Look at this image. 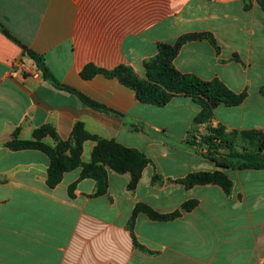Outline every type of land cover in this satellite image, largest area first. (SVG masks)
<instances>
[{
	"label": "crops",
	"instance_id": "crops-1",
	"mask_svg": "<svg viewBox=\"0 0 264 264\" xmlns=\"http://www.w3.org/2000/svg\"><path fill=\"white\" fill-rule=\"evenodd\" d=\"M193 33L210 34L214 43L183 44L175 67L245 93L239 105L215 107L209 125L264 133V12L257 0H0V264H264V169H223L204 158L189 143L206 128L194 126L201 107L191 98L143 104L116 78L80 75L87 65H124L144 78L143 64L159 44ZM14 39L42 55L58 82L110 112L44 80ZM79 128L145 155L134 189L128 172L109 168L101 195H94V180L79 178L80 169L49 188L44 153L7 147L41 130H52L40 140L56 146ZM95 146L82 143V162ZM217 170L231 180L230 194L216 184L178 182ZM190 201L193 208L183 210ZM138 204L180 215L157 220L138 212L130 230Z\"/></svg>",
	"mask_w": 264,
	"mask_h": 264
},
{
	"label": "trees",
	"instance_id": "trees-1",
	"mask_svg": "<svg viewBox=\"0 0 264 264\" xmlns=\"http://www.w3.org/2000/svg\"><path fill=\"white\" fill-rule=\"evenodd\" d=\"M257 2L264 12V0H257ZM3 32L8 35L5 30ZM198 40H208L214 43V39L210 34L193 33L180 36L173 44H159L156 56L143 64L144 78L137 77L130 67L124 65L109 71L87 65L80 75L83 79H90L94 74L102 73L108 78H116L124 86L133 90L136 100L143 104L162 107L174 96L191 98L201 107L200 112L193 119V124L194 126L206 125V128L205 133L200 137V143L196 142V135L191 136L189 143L204 158L223 169H264V155L261 153L264 148V133L257 131L242 132L240 134L225 133L221 127L209 125L212 110L215 107L218 105H239L242 103L245 93H234L218 79L204 80L192 74L182 73L175 67L174 59L182 45ZM14 41L20 45L24 54L35 63L44 80L50 82L54 87L76 94L80 101L88 107L110 112L85 95L58 82L48 70L45 58L42 55L31 51L16 39ZM45 131L52 132V130H41L34 134L32 140L14 139L7 144V147L12 151L37 150L44 153L49 160L46 173V184L49 188H54L60 183L65 172L80 169L79 178L94 180L96 183L94 195H101L107 188V168H109L117 173L128 172L130 174L128 187L134 189L142 169L148 164V159L144 154L124 147L113 140L97 139L95 135L80 128L72 131L68 142L58 143L56 146H51L40 140V134ZM89 139L96 141V146L92 151L90 161L84 163L80 159L82 143ZM239 143H244L241 150L237 149ZM201 149L206 151L202 152ZM67 151L68 153H66ZM178 182L186 187L216 184L226 194H230L232 191L231 180L224 172L219 170L191 173L178 180ZM73 187L69 188L70 195ZM194 205L193 201L186 202L182 205V209L188 211ZM138 212L157 220H168L180 215L179 211L170 215H159L146 205L138 204L130 219V230H132ZM133 243L136 247H139L134 238Z\"/></svg>",
	"mask_w": 264,
	"mask_h": 264
},
{
	"label": "built area",
	"instance_id": "built-area-1",
	"mask_svg": "<svg viewBox=\"0 0 264 264\" xmlns=\"http://www.w3.org/2000/svg\"><path fill=\"white\" fill-rule=\"evenodd\" d=\"M200 137H201V136H196V142H197V143L200 142V140H201Z\"/></svg>",
	"mask_w": 264,
	"mask_h": 264
},
{
	"label": "water",
	"instance_id": "water-1",
	"mask_svg": "<svg viewBox=\"0 0 264 264\" xmlns=\"http://www.w3.org/2000/svg\"><path fill=\"white\" fill-rule=\"evenodd\" d=\"M223 159V158H222ZM222 159H221V161H222Z\"/></svg>",
	"mask_w": 264,
	"mask_h": 264
},
{
	"label": "rangeland",
	"instance_id": "rangeland-1",
	"mask_svg": "<svg viewBox=\"0 0 264 264\" xmlns=\"http://www.w3.org/2000/svg\"><path fill=\"white\" fill-rule=\"evenodd\" d=\"M227 153V152H226ZM223 160V159H222Z\"/></svg>",
	"mask_w": 264,
	"mask_h": 264
}]
</instances>
